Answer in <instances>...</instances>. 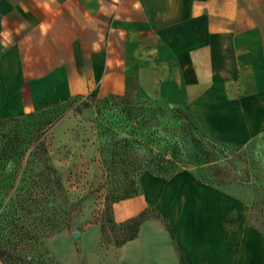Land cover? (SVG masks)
I'll use <instances>...</instances> for the list:
<instances>
[{
	"label": "crops",
	"instance_id": "0c3cea01",
	"mask_svg": "<svg viewBox=\"0 0 264 264\" xmlns=\"http://www.w3.org/2000/svg\"><path fill=\"white\" fill-rule=\"evenodd\" d=\"M108 94L184 107L211 137L259 146L264 0H0V117ZM231 197L186 169L146 170L111 204L117 224L148 212L133 238L78 260L58 237L48 247L63 264H264V235Z\"/></svg>",
	"mask_w": 264,
	"mask_h": 264
},
{
	"label": "rangeland",
	"instance_id": "374dc122",
	"mask_svg": "<svg viewBox=\"0 0 264 264\" xmlns=\"http://www.w3.org/2000/svg\"><path fill=\"white\" fill-rule=\"evenodd\" d=\"M138 125L179 142L182 158L140 166L146 149L164 141L144 143ZM150 167L166 175L186 169L231 193L241 218L264 235V140L221 142L184 107L154 98L77 96L0 117V264H63L48 247L54 237L58 255L76 260L123 242L131 225L112 220L111 204L134 192Z\"/></svg>",
	"mask_w": 264,
	"mask_h": 264
},
{
	"label": "trees",
	"instance_id": "16d2710c",
	"mask_svg": "<svg viewBox=\"0 0 264 264\" xmlns=\"http://www.w3.org/2000/svg\"><path fill=\"white\" fill-rule=\"evenodd\" d=\"M106 96L114 97V96H118V94H108ZM134 130H135V134H138V136L143 138L144 139V143L146 142V144L151 143V142L152 143L155 142V143L159 144L161 141H164V145L162 147H159V148L149 147L148 149H146L147 154L141 156L142 161L140 163V166H144V167L155 166V167H158V168L162 169L163 168V166H162L163 164H165V163L170 164L172 162V160L173 161H178V160H180L182 158L183 149L181 148V145H180L179 142L173 141V140H171L169 138L168 139L162 138V137H160V135H158V133L156 131H152V130H148L147 131V129L143 125L134 126ZM131 138L133 140L137 141V139L135 137L132 136ZM193 138L194 137H192V139ZM147 170L151 171L153 173H156V174H160V175L166 176V174L155 172L154 168H151V167L149 169H147ZM144 171H146V170H144ZM144 171H142V172H144ZM136 190H137V188H136ZM136 190L134 192H136ZM134 192H132V193L126 195V196H129V195L133 194ZM123 197H125V196H123ZM146 216H147L146 212H142L139 215H137L136 217H133V218L127 220L124 223H120V224H124V225H127V224L131 225L130 234L121 243H124L125 241L133 238L136 235L139 224L141 223V221ZM43 234L45 236L48 235V233H43ZM121 243H119V244H121Z\"/></svg>",
	"mask_w": 264,
	"mask_h": 264
},
{
	"label": "water",
	"instance_id": "95a60500",
	"mask_svg": "<svg viewBox=\"0 0 264 264\" xmlns=\"http://www.w3.org/2000/svg\"><path fill=\"white\" fill-rule=\"evenodd\" d=\"M79 235V232L78 231H75L74 232V236H78Z\"/></svg>",
	"mask_w": 264,
	"mask_h": 264
}]
</instances>
